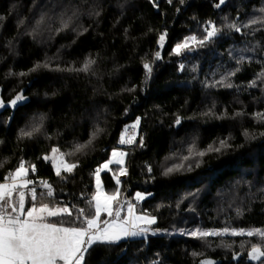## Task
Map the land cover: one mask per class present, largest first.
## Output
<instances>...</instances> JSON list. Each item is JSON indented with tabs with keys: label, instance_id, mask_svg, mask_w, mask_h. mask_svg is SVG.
<instances>
[{
	"label": "trees",
	"instance_id": "trees-1",
	"mask_svg": "<svg viewBox=\"0 0 264 264\" xmlns=\"http://www.w3.org/2000/svg\"><path fill=\"white\" fill-rule=\"evenodd\" d=\"M56 1L0 0V99L6 104L18 93L27 98L16 108L0 107V182L23 160L36 167L28 175L38 193L44 191L40 180L52 184L55 194L45 202L91 211L96 169L114 149H123L129 178L117 185L114 172L121 165H113L101 174L105 188L121 187V198L126 192L145 194L137 211L156 218L153 228L175 233L96 246L86 264H200L204 258L262 264L264 257L252 260L248 252L253 244L264 250V239H198L187 233L264 230V121L256 116L264 113V80L257 79L264 71V25L243 27L264 18V0H225L220 7L219 0H59L65 6L59 17L39 12ZM38 17H43L39 26ZM210 23L219 29L215 37L203 46L193 43L182 55L173 52L187 37L203 39ZM232 23L240 31L230 28ZM89 59L96 63L87 72L50 70L79 69ZM45 62L50 68L30 71ZM146 62L152 66L150 77ZM225 77L224 84L232 87L216 83ZM41 117L40 131L20 138V130L40 125ZM137 120L138 136L122 146L121 137ZM97 128L104 132L85 153L66 156L78 162L74 172H62L67 179L57 177L43 157L53 147L70 152ZM221 140L230 146L208 151ZM180 164V171L163 175Z\"/></svg>",
	"mask_w": 264,
	"mask_h": 264
},
{
	"label": "snow or ice",
	"instance_id": "snow-or-ice-1",
	"mask_svg": "<svg viewBox=\"0 0 264 264\" xmlns=\"http://www.w3.org/2000/svg\"><path fill=\"white\" fill-rule=\"evenodd\" d=\"M184 0H181L183 3ZM225 0H219L216 5L224 4ZM98 14V13H97ZM75 15V13H74ZM4 17L0 16V21ZM43 22L37 21V26ZM260 23L264 25V18L254 19L249 21L248 24L243 27H249L252 24ZM62 26L67 27V21H62ZM230 28L240 31L241 26L236 23L229 25ZM206 36L203 39L198 40L196 36H190L185 38L180 43H177L173 49L176 55H182L184 51H191L192 44H198L203 46L206 41L215 37L219 29L210 23V30L205 29ZM166 38V33H162L159 36V44L163 47V43ZM156 59H160V52L155 54ZM243 62V57L238 63ZM96 61L93 59L87 60L82 68H60L56 67L50 69L53 71H89L91 66ZM146 70V77H150L152 73V66L146 62L143 64ZM40 68H50L48 62L44 64H37L30 71H37ZM183 70L184 65H180ZM239 71V69H237ZM235 73H229L228 76ZM20 75H26V73H20ZM227 77L217 81V84H224V80ZM257 79L264 80V71H262ZM226 87H232V84H224ZM252 87L256 86V81L251 82ZM27 98L18 93L8 103L15 107L19 102L26 100ZM5 102L0 99V107H4ZM243 113H236V115H242ZM207 115V114H206ZM257 118L264 121V113H257ZM40 125L33 124L30 130L21 129L20 138H32L33 135L40 131L42 126L43 117L40 118ZM137 125L139 120H137ZM176 123H180V118L176 119ZM135 127V125L133 126ZM104 132V129L97 128L91 135L90 139L83 143H77L73 146L72 150L68 153L61 152L58 147L51 149V155H45L43 159L45 161H51L55 168V174L61 179H67L62 175L68 173L69 175L74 172L78 167V162H68L65 160V156H75L78 153H85L89 149L97 137ZM247 135V134H246ZM264 135V133H261ZM254 138V137H251ZM121 143H133V138L125 140L121 137ZM2 143V141H0ZM230 145L225 140L219 142V147L209 146L210 152H221L223 149ZM112 159L104 163L100 168L95 171L96 178V192L88 201L91 211L85 208L75 209L73 205L71 208L68 205L59 206L52 205L50 202H45L44 198H51L55 194V190L52 184L45 180L39 181V187L44 191L37 192L36 181L27 178L29 170L31 172L36 171L35 165H26V162L21 160L15 170L10 171L4 178L3 182H0V264H86V256L96 246L100 245H113L128 237H137L146 234L149 229L143 225H152L156 223L154 216H148L147 214L137 215L134 212V205L128 203L127 216L121 218V210L123 205L118 202L120 195L119 188L112 193H105L102 190L100 182V172L105 169H109L110 164H123V158L126 155L122 151L113 150ZM196 155L203 157L205 152H198ZM188 159V157H185ZM3 163H0V167ZM199 166V163L196 165ZM184 168L183 164L176 165L174 167L167 168L163 175H171L175 171H180ZM192 166L189 165L187 170L191 171ZM110 170V169H109ZM151 171V169H149ZM120 175H126L127 170L121 168L119 170ZM117 185L120 184V180L116 178ZM31 186V187H30ZM26 197H30L28 203L29 207L26 208ZM136 200L144 199V194L136 193ZM115 203V208H114ZM75 210V216L73 211ZM106 213L112 220L101 221V214ZM67 216L71 219L64 220L62 217ZM56 218V219H53ZM76 221L80 223L77 224ZM67 224L68 226H65ZM198 239H205L209 236H222L230 234L232 236H254L258 235L261 239H264V230L255 228L250 230L245 229H229L225 227L222 230H202L196 229L187 233ZM194 255H197L194 253ZM248 256L252 260H260L264 257V250L258 244H253ZM234 258H236L234 256ZM200 264H215L210 259H204L200 261ZM264 264V262H262Z\"/></svg>",
	"mask_w": 264,
	"mask_h": 264
},
{
	"label": "rangeland",
	"instance_id": "rangeland-1",
	"mask_svg": "<svg viewBox=\"0 0 264 264\" xmlns=\"http://www.w3.org/2000/svg\"><path fill=\"white\" fill-rule=\"evenodd\" d=\"M74 4V1H71L69 4H68V6L66 7L69 11L70 10H72L73 9V7H72V5ZM63 6V7H62ZM44 10H40L39 9V12L40 11H43V12H47V13H51V14H56L58 17H59V14L58 13H60L59 11V9H63L65 6L63 5V4H61L60 2H59V0H58V2L56 1V6H54V5H48V4H46V5H44ZM36 8V7H35ZM53 12V13H52ZM37 14H38V12H37ZM40 16V15H39ZM76 18V17H75ZM37 20H39V17H38V19ZM40 32V31H39ZM40 33H42V32H40ZM45 32H43L42 34H44ZM137 122V121H136ZM134 123V125H135V127H133V129H132V131L130 132V133H128L127 132V130H126V134L127 135H124V139L125 140H127V139H129V138H133V140L135 141V139H136V137L138 136V132H137V130H138V125H137V123ZM133 125V126H134ZM130 144H132V143H130ZM129 143H122V146H126V145H130ZM114 150H116V151H121V150H123V149H120V150H118L117 148L116 149H114ZM113 152V151H112ZM124 153H125V151H124ZM112 154V153H111ZM126 154V153H125ZM110 159H112V155L110 156ZM109 159V160H110ZM65 160H66V156H65ZM108 160V161H109ZM113 165H117V164H115V163H113V164H110L109 165V169L111 170V168H112V166ZM126 165V158H125V156H124V158H123V164L120 166V168L116 171V172H114V174L116 175V178L118 177V178H120V176H119V170L122 168V167H124ZM128 167V166H127ZM129 168V167H128ZM109 169H105V170H102L101 172H100V182H101V187H102V190H103V192H105V193H112V192H114L116 189H114V190H107L106 188H105V186H104V183H103V180H102V177H101V174H102V172H104V171H108ZM109 170V171H110ZM63 172V171H62ZM27 178H29V175H28V177ZM31 187V186H30ZM119 188V192H120V195H119V197H118V202L121 204V205H123V208H122V210H121V213H120V215H121V218H123V217H126L127 216V205H128V203H131V204H133L134 205V212L137 214V215H143V213H139L138 211H137V204H139L140 203V201L141 200H139V201H137L136 200V194L135 195H133L132 197H129L128 195H127V193L128 192H126L125 194H124V199H123V197L121 198V187H118ZM95 192H96V178H95ZM138 193V192H137ZM140 193V192H139ZM143 194V193H142ZM146 197V195L144 194V198ZM30 200V197H26V208L27 207H29V203H28V201ZM143 200V199H142ZM115 203H114V208H115ZM148 216H150V215H148ZM105 220H112V217H109L106 213H102L101 214V221H105ZM153 225L154 224H152V225H143V226H145V227H147L148 229H149V231L146 233V234H144V235H142V236H148V235H156V234H166V233H175V232H169L168 230H158V229H155V228H153ZM228 235H230V234H225V236H228ZM246 236V235H245ZM137 237H141V236H137ZM251 237H259V238H261L260 236H258V235H254V236H251ZM129 238H131V237H128V238H125V239H129ZM133 238V237H132ZM124 240V239H123Z\"/></svg>",
	"mask_w": 264,
	"mask_h": 264
},
{
	"label": "built area",
	"instance_id": "built-area-1",
	"mask_svg": "<svg viewBox=\"0 0 264 264\" xmlns=\"http://www.w3.org/2000/svg\"><path fill=\"white\" fill-rule=\"evenodd\" d=\"M132 129H133V127H129L128 129H127V132L128 133H130L131 131H132ZM120 150V149H119ZM122 152H124L123 150H121ZM122 168H125L126 170H127V174L126 175H120L119 174V176H120V178H119V180H125V179H128L129 178V175H130V169L125 165L124 167H122Z\"/></svg>",
	"mask_w": 264,
	"mask_h": 264
},
{
	"label": "water",
	"instance_id": "water-1",
	"mask_svg": "<svg viewBox=\"0 0 264 264\" xmlns=\"http://www.w3.org/2000/svg\"><path fill=\"white\" fill-rule=\"evenodd\" d=\"M7 107H10V108H16V107H12L9 103H6L4 107H1V109H5V108H7ZM204 259H210V260L214 261L215 264H219V262H217L214 258H204ZM204 259H203V260H204Z\"/></svg>",
	"mask_w": 264,
	"mask_h": 264
}]
</instances>
